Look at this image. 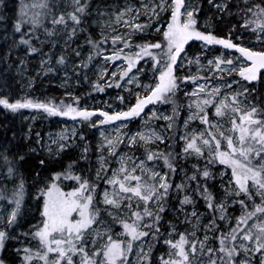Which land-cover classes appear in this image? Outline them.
<instances>
[{"label":"snow or ice","instance_id":"6c2138e0","mask_svg":"<svg viewBox=\"0 0 264 264\" xmlns=\"http://www.w3.org/2000/svg\"><path fill=\"white\" fill-rule=\"evenodd\" d=\"M208 4L218 13L233 15L228 0H208ZM90 8V0H21L13 27L20 33L25 25L29 26L19 40L27 46L29 54L38 51L29 34L41 29L48 38L62 37L67 49L78 32L87 30ZM95 11L101 18L93 21L100 25V39L89 33L85 38L91 48L87 60L73 64V70L87 69L95 56L103 55L105 65L111 62L117 69L111 73V78L118 75V79L112 81L116 87H124L120 81L127 78L126 84H136L144 91L135 93V103L129 104L126 110L111 112L79 107V97L75 96V104L64 101L57 104L30 97L11 102L0 95V106L12 112L38 109L49 116L87 122L92 128L113 125L115 131V135L100 133L102 140L97 145L98 167L94 180L74 171L76 161L63 171L51 172L43 181L39 180L37 171L33 199L38 217L33 216L35 222L16 236L10 230L19 224L25 205L28 181L20 168L25 157L17 154L10 158L0 153L6 168L0 180L12 182L10 190L6 184H0V224L4 225L0 227V249L8 239L20 242L21 247L16 248L20 264H133L129 255L138 248L135 264H153V248L162 241L167 250L158 257L159 264H264V106L251 98L255 89L241 83L264 81V0H236L235 14L243 21L240 28L251 32L255 38V43L249 44L234 41L232 32L236 25L226 37L212 30L211 16L201 26L197 15L201 6L193 0H140L138 5L126 0L123 6L111 12L102 11L99 6ZM104 16L108 19L103 20ZM142 16L147 20L141 22ZM120 28L126 31L121 32ZM146 32H155L161 38L144 39L142 34ZM137 34H141L139 42L134 40ZM239 39L242 41L243 36ZM109 41L110 53L104 47ZM49 42L55 45L57 41ZM197 42L198 50L189 55L188 49ZM217 45L234 51L207 58L206 53ZM79 48L78 45L74 50L77 57L82 56ZM66 60V55L61 54L56 62L66 67ZM116 61L122 63L116 65ZM141 61L145 65L151 63L150 83L143 84L139 80V74L145 71L139 66ZM20 63L24 64V60ZM48 64L41 60L42 70L54 72V67L46 66ZM193 64L197 74L206 70L209 75L191 74ZM186 65L189 72H184ZM106 73L107 67L101 78ZM225 75L233 79L229 81ZM212 80L220 83L211 84ZM189 81L194 87L184 91L188 98V115L183 121L185 131L180 134L177 126L180 106L176 97L182 85L187 88ZM93 87L104 91L100 83ZM169 103L173 105L172 115L158 107ZM149 106L152 107L146 112ZM135 118L142 121V127L135 132H122L121 129L127 128ZM158 119L167 122L163 132L150 126ZM193 121H199V126L188 131ZM116 122L120 123L116 125ZM169 129H175L179 141H183L179 152L152 147L157 142L173 139L165 134ZM72 134L76 135L75 129ZM67 141L69 137L64 132L52 141L58 145L57 155L68 146ZM120 145L129 151L118 152ZM41 147L52 154L50 146ZM136 147L143 148V156L130 151ZM88 153L89 148L85 146L80 159L89 160ZM193 156L198 161L203 159L205 164L202 169L199 163L193 164L195 171L191 176L185 174V180L196 181L194 191L204 199L211 219L203 224V214H198L195 207L189 213L185 206L194 204V199L184 194L182 198L177 197L179 207H172L177 212L175 222L168 220V229L162 231L173 188L179 194L187 187L185 181L175 183L172 179L179 167L177 161ZM161 160L167 171L159 169ZM39 163L46 164L45 160ZM210 165L222 166L219 176L224 195L219 202L207 185L208 179H215ZM65 180L74 183L65 185ZM101 181L105 185L102 189ZM230 205H239L238 215L228 212ZM235 211L233 208V213ZM181 224L190 225L191 230L181 229ZM116 225L120 231H116ZM201 230L202 237L198 235ZM21 235L27 238V243L20 241ZM0 264L5 262L0 260Z\"/></svg>","mask_w":264,"mask_h":264},{"label":"rangeland","instance_id":"374dc122","mask_svg":"<svg viewBox=\"0 0 264 264\" xmlns=\"http://www.w3.org/2000/svg\"><path fill=\"white\" fill-rule=\"evenodd\" d=\"M126 0H104L100 5L91 4V8L89 11L91 12V15L89 17V20L87 21L91 26H93L98 33H100V25L93 23L94 20H100L101 18L96 15V8L99 6L102 11H108L111 12L113 8L117 6H123L125 4ZM129 3H135L139 4L140 0H127ZM194 3L199 2V0H193ZM229 5H231L233 2L232 0H228ZM201 11L197 13L199 17V23L201 26L204 25V21L206 18L211 16V22L213 25L212 30L220 35L226 37L228 35L227 32L218 33L216 30V23L221 20L225 14L218 13L215 8H212L208 4V0H202L201 1ZM107 6V8H105ZM162 15H165L162 13ZM103 20H107L108 16H104L102 18ZM147 20V17H141V22H144ZM108 31V29H106ZM119 31L123 32L126 31V29L120 28ZM78 35L74 38V41H70V48L64 47V40H61V48L66 51L67 56H71L72 59L66 61V67L65 66H59V68H56L55 70V76L51 73H45L41 68V60H46L49 62L46 66H52L55 69V55L50 54L49 52H45L43 54H40L36 57V61L32 62L31 64L28 63L26 56L22 53H20V44L19 40L20 38L16 37L15 33H13L11 30L8 33H2L0 32V47L2 48L0 50V93L3 92L2 85L5 83V80L8 78L9 73H12V75L16 78V83L19 85V88L21 90L22 95H26L30 92L31 88H33L35 85H38L39 88H45L48 84L51 86H55L56 88L61 90L62 95L66 97H73L76 95V89L81 88V82L79 81V69L78 71L73 70V64L78 65L81 59L87 60L88 56V50L84 48V44L78 42ZM143 35L144 39H150L148 35H159L155 32H146ZM243 36V40L239 39L240 36ZM232 36L234 38V41L236 43L243 42L244 44L249 43H255V39H249L245 34L243 33H237L235 31L232 32ZM59 39V37H51L48 38L45 36V34L39 35V39H36V44L40 47H47L48 45H53V43L49 41H56ZM134 40L139 42L141 40V34H137L136 37H134ZM191 43V42H190ZM80 46L79 50L82 52L81 57H77L75 55V51L77 49V46ZM187 47V46H186ZM213 51L206 53L207 58H212L215 55H221V54H227L230 51L234 50H225L221 46H212ZM198 50V42L193 47H190L188 49L189 55H193V53ZM126 51H128L126 49ZM24 60V64H21L20 61ZM122 61H116L115 64L119 65ZM204 63H207V60H204ZM140 67H144L145 71L139 74V80L143 84L150 83V78L152 75L151 72V63L149 62L147 65L144 64L143 61L140 62ZM107 67V73L101 78V74L103 72V69ZM116 67L113 66V64L110 62L108 65H105L103 55L100 58V61L94 66V68L91 71L92 78L101 85H104V90L106 89L107 92H104L102 96H97L93 98H89L85 100L83 103H79V107H87L89 109H103L106 111H116L124 109L126 110L129 104L135 103V93L136 92H143V88L137 87L136 84H126L125 81H120L121 84H124V87H116L115 83H113V79H118V75L115 78H111V73L113 71H116ZM135 72V69L133 70ZM184 72H189V68L186 65ZM184 72L181 73V75L184 74ZM191 74H197L196 73V65L193 64L190 69ZM67 73V76L65 75ZM197 75H204L207 76L209 73L206 70H202ZM236 80H240V77L234 76ZM225 79L232 80L233 77L226 76ZM48 80V81H47ZM203 82V81H200ZM211 84L220 83L219 80H212L210 81ZM242 84H245L249 88L255 89L253 93H251V98L255 100L256 103H258L261 106H264V81H253L250 84L248 82L241 81ZM111 84V87H108L107 85ZM5 85V84H4ZM194 85L191 81L187 82V88H184L183 85L181 87V91L177 93L176 102L179 107V116L177 118V126L179 128V133L183 134L185 129L183 128V121L184 118L188 115V98L185 97L184 91H191ZM237 85H233V88H236ZM67 93H71L72 95H68ZM119 97H123V101ZM152 106H149L146 108V112H148L151 109ZM160 111L172 115V108L173 105L171 103L169 104H163L158 106ZM45 115V114H44ZM143 115V114H142ZM46 116V117H45ZM43 116L38 111H35L33 113H27L24 116V119L26 123L28 124L29 131L26 134V140L31 142L28 150L30 153L34 155L43 156L47 161L51 162L56 166V168L61 169L60 171H63L64 169L61 166L62 162L64 161V154L66 152H70V154L76 158L79 164H76L73 166V169L77 173H82L85 176H89L91 179H95V169L98 167L97 163V145L99 142H101V131H104L105 134H111L115 135L114 126L113 125H98L96 128H93L92 132V138L91 143L86 140L83 132V123H79L78 121H73L70 118L67 117H55L49 116L46 114ZM48 117V118H47ZM95 120V117H93ZM120 122H116V125H118ZM127 123V122H125ZM36 124H38V128L42 131H35L32 132V127H34ZM167 122L163 119L155 120L151 123V127L154 128L158 132L164 131V126H166ZM199 126V121H193L190 123V128L188 131H191L192 128H195ZM142 127V121L139 118H135L130 124H128L127 128L121 129L122 132H135L139 130ZM202 127V126H200ZM31 128V129H30ZM75 129L76 135L73 136L72 130ZM171 129L167 130L165 132L166 135L170 136ZM61 132H64L65 135L69 137V141H67L68 146L64 148L62 151L59 152V154H56V150L58 145L52 143L53 140L58 139L59 134ZM81 135H83V139H81ZM171 137V136H170ZM170 140V139H169ZM169 140H165L164 143L157 142L156 144L152 145L153 148H158L160 150L165 151L167 147H169ZM39 141V143H38ZM183 141H179V136L177 138L176 147L177 152L180 151V147L182 146ZM41 145L44 146H50L52 149V154H49L45 148H42ZM87 146L90 148L91 155H89V160L85 161L80 159L82 155V150L84 147ZM35 149V151H33ZM119 151H129V149L125 148L124 145H120ZM130 151L135 152L137 156H143L144 150L142 147H136L131 149ZM107 154V153H105ZM72 157V158H73ZM151 164V162H149ZM179 167L177 170V173L173 176V180L175 183H180L181 181H185L187 184V187L184 192L177 193L175 188H173L171 192V200L169 201V208L166 210V213L164 214V220L162 221L163 227L162 231H166L169 227L168 220H173L175 222V218L177 216V212L172 210V207H179V198L178 196L182 198L184 194H189L194 199V204L186 205V210L191 213L193 208L195 207L198 214L202 213L203 216L201 217L202 223L207 224L208 221L211 219V212L206 207V205L201 204L200 200L202 197H200L194 189L196 188V181H186L185 180V174L187 176H191L192 173L195 171L193 169L192 165L195 163H199L201 169L204 167L205 161L203 159L197 160L196 157H189L187 160L180 159L177 161ZM159 169H164L163 162L159 161ZM115 163L112 164V167H115ZM212 170L215 179H208L207 185L210 189V191L213 193L214 198L217 200V202L220 201V199L223 197V188L221 187V180L219 176V169L222 168L220 165L209 166ZM180 168L183 169V171L180 170ZM91 169V171H89ZM158 169V170H159ZM50 174H46L39 177L40 181H43L45 177H49ZM36 178V177H35ZM201 184L203 185L204 181L202 178ZM4 182L8 189L10 190L12 188V182L6 181V180H0ZM226 182V179H225ZM74 181L71 180H65L64 184H72ZM105 187L103 182H100V188L102 189ZM35 192V187H33L31 190H29L26 193L25 197V205L22 212V218L25 219L28 223H34L35 220L33 219V216L38 217V213L35 211L36 208V202L33 199V194ZM233 208L236 209L235 213H233ZM239 205L235 206H229L228 212L230 214L238 215L239 214ZM180 219L183 220V213L179 214ZM105 219H107V216L105 214ZM235 221L233 220L232 223ZM222 227H226L224 222H220ZM4 225L0 224V227H3ZM17 227V226H16ZM15 227V228H16ZM116 231H120L119 225H116ZM181 229L183 228H189L191 230V226L187 224H181ZM11 231V230H10ZM198 235L201 237L203 236V231L201 230L198 232ZM150 239V238H145ZM21 242L27 243L28 240L26 238H20ZM11 242L12 248L9 249L10 254H5V259H2L5 264H20V259L16 253V248L21 247V243L18 242L15 239H8L6 240V244L9 245ZM35 241H32V244L35 245ZM139 243V242H137ZM166 246L162 243V241L159 244H156L153 248V264H159L158 257L160 256L161 252L166 251ZM136 251H138V248L133 251L129 255V260L135 264L136 261Z\"/></svg>","mask_w":264,"mask_h":264},{"label":"trees","instance_id":"16d2710c","mask_svg":"<svg viewBox=\"0 0 264 264\" xmlns=\"http://www.w3.org/2000/svg\"><path fill=\"white\" fill-rule=\"evenodd\" d=\"M104 0H90V3L100 5ZM202 0H199L197 4L202 6L201 3ZM21 0H0V32L2 33H8L10 30L15 33L16 37L20 38L22 33L28 32V25H25L21 32L18 33L14 30V22L15 18L17 16L19 5ZM27 2H31V0H27ZM232 4L230 5L231 10L233 12V15L229 16L225 14L221 20H219L216 23V30L218 33H225L229 32L230 29H232L233 25H236L235 32L237 33H243L245 34L249 39L254 40V35L244 29L240 28V25L242 24V19L240 16L236 15V0H232ZM203 7V6H202ZM90 16L86 17V20H89ZM51 25H49L50 27ZM86 31L79 32L78 35V42L84 44V48L88 50V52L91 50L90 46L85 43V38L91 33V35L99 40L100 35L98 31L91 26L88 22L85 25ZM44 34L43 30H39L36 34H29L32 36V43L35 47H37L38 51L36 53L29 54L27 51V46L20 44V53L24 54L26 56V59L29 64L36 61V57L40 54H43L45 52H49L52 55H55V70L56 68H59V64H57V58L64 54L66 55V51L61 48V40L62 37H59L57 39L55 45H48L47 47L43 46L40 47L36 44V36ZM222 34V33H221ZM151 40H158L160 39V35H148ZM27 38V37H26ZM106 49L109 50L111 48V41H109L108 45L104 46ZM2 48L0 47V50ZM126 51V50H125ZM67 60H71V56H67ZM101 56H95L92 63L89 64V67L87 69L85 68H79V81L81 82V88L76 89V95L75 97H79V103H83L85 100L97 96H102L104 92H107L106 89L104 91H99L98 89H94L93 85L97 83L91 76V71L94 68V66L100 61ZM52 75L55 76V71L52 72ZM87 77V78H86ZM5 84V85H4ZM2 85L3 92L0 93V95L7 97L11 102H15L17 99H21L24 97H30L33 100L38 101H53L54 103L59 104L61 101L67 102V103H73L75 104V101L73 100V97H66L62 95L61 90L56 88L55 86L47 85L45 88H39L38 85H35L33 88H31L30 92L26 95H22L21 90L19 88V85L16 83V78L12 75V73H9L8 78L5 80V83ZM79 106V104H78ZM35 111H38L40 114L45 116L47 113H45L43 110L38 109H19L16 112H12L11 110L3 108V106H0V153H6L10 158L16 157L17 154L23 155L25 157L24 161L20 162V168L24 172L26 178H27V190L26 193L31 190L33 185V180L36 177L37 171L40 172V176L50 174L53 171H60L61 169L56 168L54 164L47 161L43 156L34 155L29 152L28 147L31 142L26 140V134L29 131L28 124L26 123L24 116L27 113H33ZM45 114V115H44ZM46 117V116H45ZM57 116H53L55 118ZM48 118V117H47ZM31 129V128H30ZM32 132L35 131H42L38 128V124H36L34 127H32ZM93 128L88 125L87 122L83 123V134L91 143V136H92ZM170 136L173 137V139H170L169 147L165 151H172L174 153L177 152L176 142L178 138V134L176 133L175 129H171ZM89 153L91 155V151L89 148ZM73 156L70 154V152H66L64 154V161L62 162L61 166L65 169L67 168L68 164L72 161H76V164H79L76 158H72ZM45 160V165H40L39 161ZM161 162H163L161 160ZM74 164L73 166H75ZM167 171V169H166ZM6 172V168L4 167L3 160L0 158V176H2ZM173 178V177H172ZM0 184H5L4 182L0 181ZM201 204H205L204 199L202 198L200 200ZM30 223H28L25 219L21 217L19 224L16 228L11 230V233L13 236L19 235L22 230H28ZM20 238H25L24 236H20ZM27 239V238H26ZM13 246L11 245V242L6 244L5 241V247L3 249H0V260L5 259V254H10L11 251H9L10 248Z\"/></svg>","mask_w":264,"mask_h":264},{"label":"bare ground","instance_id":"6f19581e","mask_svg":"<svg viewBox=\"0 0 264 264\" xmlns=\"http://www.w3.org/2000/svg\"><path fill=\"white\" fill-rule=\"evenodd\" d=\"M48 81V80H47Z\"/></svg>","mask_w":264,"mask_h":264}]
</instances>
